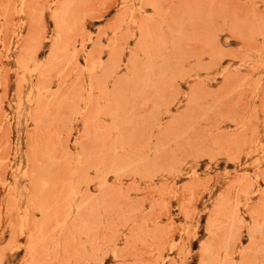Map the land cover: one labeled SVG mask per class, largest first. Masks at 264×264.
<instances>
[{"label": "rangeland", "instance_id": "374dc122", "mask_svg": "<svg viewBox=\"0 0 264 264\" xmlns=\"http://www.w3.org/2000/svg\"><path fill=\"white\" fill-rule=\"evenodd\" d=\"M0 264H264V0H0Z\"/></svg>", "mask_w": 264, "mask_h": 264}]
</instances>
